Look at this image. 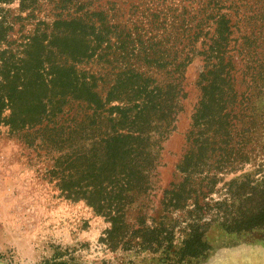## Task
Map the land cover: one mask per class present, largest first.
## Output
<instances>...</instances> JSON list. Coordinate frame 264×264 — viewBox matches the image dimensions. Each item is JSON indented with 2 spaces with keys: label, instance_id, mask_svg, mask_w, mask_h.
<instances>
[{
  "label": "trees",
  "instance_id": "trees-1",
  "mask_svg": "<svg viewBox=\"0 0 264 264\" xmlns=\"http://www.w3.org/2000/svg\"><path fill=\"white\" fill-rule=\"evenodd\" d=\"M12 1L0 0V121L27 146L49 156L46 174L59 196L83 200L109 222L101 241L112 248L123 247L134 236L143 248L160 243L165 237L144 223L140 206L135 224L126 216L132 205L150 200L160 142L180 109L181 68L194 50L189 47L179 61L165 62L166 49L153 36L141 38L118 29L102 11H90L78 0H60L50 23L36 22L30 34L16 41L10 37L13 19L34 17L38 0H17L18 11L26 14L11 20L10 10L1 5ZM145 11V26L158 20L156 9ZM220 17L217 38L207 46L198 72L200 96L191 114V147L178 164L184 176L163 190V206L179 207L189 197L190 183L198 185L197 177L213 183L215 170L246 159L240 152L241 134L255 136L259 122L254 119L264 121L244 104L249 91L233 86L223 49L227 19ZM136 61L157 68L172 65L156 80L133 66ZM249 77L257 81L260 73L251 68ZM238 118L245 123L236 131ZM258 198L260 206L244 219L247 225L264 221V192ZM202 232L189 233L180 248L183 254L197 256L208 248ZM45 264L74 263L52 256Z\"/></svg>",
  "mask_w": 264,
  "mask_h": 264
},
{
  "label": "rangeland",
  "instance_id": "rangeland-1",
  "mask_svg": "<svg viewBox=\"0 0 264 264\" xmlns=\"http://www.w3.org/2000/svg\"><path fill=\"white\" fill-rule=\"evenodd\" d=\"M80 2L90 11H102L108 23L118 29L129 30L141 38L153 36L166 49L165 62L172 58L179 61L189 47L194 50L190 61L181 68L180 109L172 129L160 142L150 200L132 205L126 216L130 224H135L140 206L144 223L159 229L160 238H165H158L160 243L150 248L140 246L136 236L123 247L108 246L100 238L109 222L83 200L59 196L55 181L46 174L51 165L49 156L27 146L0 121V264H45L52 256L74 264H264V221L252 225L244 222L249 211L260 206L258 194L264 192V121L254 119L259 122L255 136L241 134L240 152L246 159L215 170L213 183L197 177L198 185L190 183L189 197L179 207L163 206L165 200L161 204L163 190L184 176L178 164L191 147V114L200 96L198 72L207 46L217 38L216 22L222 19L220 15L227 19V29L222 32L223 49L224 60L230 62L234 74L233 86L237 91H249L244 104L264 116V1L260 0V9L259 0ZM58 4L60 0H38L34 17L13 19L10 37L18 41L33 31L36 22L50 23ZM246 5L250 8L246 9ZM1 6L10 10V19L26 14L18 11L17 0ZM146 8L156 9L159 15L149 26L144 25ZM132 65L161 80L172 63L162 68L139 61ZM251 68L260 73L257 81L249 77ZM7 113L5 109L3 115ZM238 120L236 131L245 123ZM230 226L237 230H228ZM201 229L208 248L197 256L183 254L182 242L190 232L199 233Z\"/></svg>",
  "mask_w": 264,
  "mask_h": 264
}]
</instances>
